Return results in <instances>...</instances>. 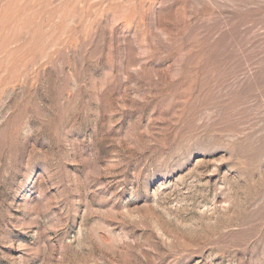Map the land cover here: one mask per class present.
<instances>
[{
	"label": "rangeland",
	"instance_id": "rangeland-1",
	"mask_svg": "<svg viewBox=\"0 0 264 264\" xmlns=\"http://www.w3.org/2000/svg\"><path fill=\"white\" fill-rule=\"evenodd\" d=\"M0 264H264V0H0Z\"/></svg>",
	"mask_w": 264,
	"mask_h": 264
}]
</instances>
